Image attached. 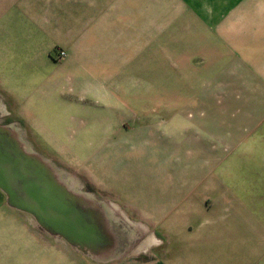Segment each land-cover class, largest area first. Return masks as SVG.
Segmentation results:
<instances>
[{"label": "rangeland", "instance_id": "374dc122", "mask_svg": "<svg viewBox=\"0 0 264 264\" xmlns=\"http://www.w3.org/2000/svg\"><path fill=\"white\" fill-rule=\"evenodd\" d=\"M30 9L23 0H0V129L17 138L8 141H18L49 165L68 192L67 201L96 228L99 239L80 247L51 233L32 213L11 205L1 187L0 234L4 203L44 237L111 264L158 254L162 242L179 230H192L194 222L201 242L215 232L225 264H264V203H240L242 197L252 199L255 189L238 186V159L224 162L219 139L233 111L230 101L245 93L214 90L213 77L222 69H208L204 55L194 51L191 29L94 27L88 29V54L80 59L62 38L45 58L34 59ZM56 14L61 23V13ZM73 49L79 58V43ZM78 63L85 75L66 81L55 74L72 73ZM106 70L119 74L96 76ZM38 78L55 88L41 100V114L59 116L68 108L73 115L85 107L87 118L78 124L54 117L28 122L21 97L32 92ZM73 87L81 95L87 92L86 98H72ZM32 100H25L27 109L37 113ZM229 166L237 181L224 187ZM258 193L264 200V188Z\"/></svg>", "mask_w": 264, "mask_h": 264}, {"label": "crops", "instance_id": "0c3cea01", "mask_svg": "<svg viewBox=\"0 0 264 264\" xmlns=\"http://www.w3.org/2000/svg\"><path fill=\"white\" fill-rule=\"evenodd\" d=\"M23 1L25 6L30 4V11L35 15L31 18L34 59L45 58L50 45L60 38L73 58L80 59L81 54H88L85 47L89 36L88 29L94 27L190 28L188 37L195 44L194 51L204 55L208 69H222L213 77L214 90L222 88L224 91L245 93L244 98L239 101H230L229 108L233 111L230 112L229 118H225L220 131L222 137L219 139L224 145V162L231 164L234 158L238 159L236 160L240 165L238 186L255 189V196H252V199L242 197L240 203L245 205L264 203L263 196L258 193V189L264 188V0ZM56 13H61V23L57 20ZM177 21L185 23H174ZM77 43L79 58L73 49ZM81 67L82 64L78 63L74 68L79 69V72L74 69L70 73V69L55 74L59 78L62 75V79L66 81L72 80L73 75H85L80 71ZM118 74L106 70L96 76L114 77ZM54 89L46 87L45 82L38 78V85L30 94L28 93L33 98L32 106L37 113L34 111L31 113L27 109L28 104L25 100L30 99L29 95L25 93L22 95L23 113L31 117L28 122L43 123L45 117H54L64 123L78 124L87 118L85 107H77L78 114L72 113L73 115L69 113L68 108L59 116L41 114V100L52 94ZM70 92L68 93L72 98L78 95H85V98L87 96V92L81 95V90L76 87ZM224 171L227 176L224 187L235 186L234 182L237 180L231 177L233 167L229 166ZM258 217L254 215L252 218L256 220ZM194 225L193 222L192 230L188 228L179 230L178 233L171 235L174 237L165 243L162 242L158 254L149 252V257L143 260L134 259L111 264H225L224 246L216 243L215 232L208 233L211 237L206 239L207 242H201V230ZM202 232L205 233L204 229ZM0 264L104 263L92 260L82 252L74 251L66 243L44 237L39 229L29 226L22 213L10 210L3 203Z\"/></svg>", "mask_w": 264, "mask_h": 264}, {"label": "water", "instance_id": "95a60500", "mask_svg": "<svg viewBox=\"0 0 264 264\" xmlns=\"http://www.w3.org/2000/svg\"><path fill=\"white\" fill-rule=\"evenodd\" d=\"M9 132L0 129V187L8 202L32 213L48 231L72 244L84 247L86 241L99 239L96 228L67 201L68 192L49 165L18 147V141H8L17 140Z\"/></svg>", "mask_w": 264, "mask_h": 264}]
</instances>
